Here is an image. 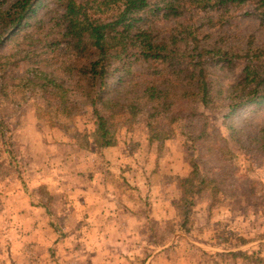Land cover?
Listing matches in <instances>:
<instances>
[{
    "label": "rangeland",
    "instance_id": "obj_1",
    "mask_svg": "<svg viewBox=\"0 0 264 264\" xmlns=\"http://www.w3.org/2000/svg\"><path fill=\"white\" fill-rule=\"evenodd\" d=\"M102 1L76 0L78 4L86 5L91 18L112 19L117 7L106 6ZM16 2L0 0V8L7 9ZM33 2L37 7L26 20L27 24L24 22L20 29L3 35L5 38L0 44V118L6 125V143L0 151L3 162L0 166V264H151L150 261L168 264L165 260L160 263L155 259L157 253H165L169 259L179 256L191 264H264V104L246 103L235 115L228 117L230 109L226 107L241 93L234 88L241 86L239 83L247 65L245 56L255 60L260 49H264V28L260 19L256 15H247L255 4L250 2L239 9L229 7L224 21L213 25L206 23L203 12L195 11L190 17L189 24L196 27L201 23L197 28L199 44L196 50L190 43L187 45L190 55L185 54L182 64L204 61L212 56L198 58L201 48L208 51L213 47L222 48L233 59L239 55L230 67L223 61L217 63L219 55L205 64L204 75L213 82L216 91L213 108L204 107L196 99L182 102L181 120L173 125L175 136L165 141L161 151L156 144L148 142L147 112L154 108L152 103L137 114L130 129L125 124L129 115L117 123L119 145L114 156L121 169L122 187L126 188L128 182L132 191L137 192L139 202L146 199L160 204H154V212L162 210L161 204L165 203L166 197L179 198L180 193L170 178L190 172L193 163L212 180L204 194L195 198L189 231L179 228L181 217L165 225L162 214L157 216L162 220L160 227L155 223L156 217L151 219L150 216L147 221L149 233H157L154 238H149L139 228L136 237L123 232L122 236L115 237L110 233L108 237L105 235L108 229L104 226L98 227V230L103 229L99 237L80 235L70 238L63 233L64 221L57 213L63 212L65 197L68 202L72 200L70 194L67 189L58 194L52 214L38 210L40 205L48 203V198L44 188L39 189L42 191L40 199L37 198L35 188L41 179L31 174L29 168L42 167L47 179L50 170H64L65 152L80 159L84 151L97 148L96 139L89 135L96 129L93 100L97 99L101 105L103 98L111 97L118 102L135 101L142 106L145 103L141 98L142 90L147 79L171 76L167 85L172 88L174 81L179 79L175 74L162 73L165 68L159 67V73L153 67L141 65L134 67L137 72L134 76H127L123 70L108 73L106 83L101 87V80L97 81L82 70L83 65L96 59L95 53H77L71 37L65 36L63 16L67 1ZM185 18H189L188 13L165 20L161 13L150 24L154 40L169 37L177 22H184ZM184 51L182 48L181 52ZM153 72L158 74L153 76ZM45 74L48 79L44 78ZM49 79L70 91L71 101L80 106L75 117L56 111L57 100L51 95L54 89L49 87ZM183 79L180 75V80ZM46 90L48 93L44 92ZM248 91L250 88L245 93ZM202 129L206 130V135L200 137ZM100 161L103 164L111 162L109 159ZM77 208L80 210L82 206L77 205ZM132 208L142 217L149 205L136 203ZM100 222L97 220L92 224L89 221V224L97 228ZM109 227L112 230V226ZM172 229L178 232L165 234ZM127 241L128 245L136 243L145 247L128 252L125 250ZM74 245L77 248L69 252ZM81 246H84L83 251ZM188 246H192L191 251H184L183 247ZM218 248L242 249L254 252L255 256L237 260L231 256L221 258L201 254L202 249ZM26 249L28 253H25ZM257 256H262V261Z\"/></svg>",
    "mask_w": 264,
    "mask_h": 264
},
{
    "label": "trees",
    "instance_id": "obj_2",
    "mask_svg": "<svg viewBox=\"0 0 264 264\" xmlns=\"http://www.w3.org/2000/svg\"><path fill=\"white\" fill-rule=\"evenodd\" d=\"M66 1L63 16L66 20L67 32L65 36L71 37L73 49L77 53L85 54L86 51L91 54L95 53L96 59L83 65L82 70H84V74H90V77L97 81L101 80V87L105 85L108 73L123 70L127 76H134L137 74L134 67L141 65L147 68L153 67L159 73H161L159 67L165 68L162 73L175 74L179 79V81H174V88L170 87V84L167 85L171 76L157 80L147 79L146 86L142 90L141 98L145 99L142 106L135 104V101L122 103L111 97L103 98L101 105L97 99L93 100L92 115L95 119L96 129L89 135L96 139L95 145L99 150L117 146L119 142L116 132L119 129V124H117L119 120L129 115L130 118L125 124L130 129V123L149 103H152L154 108L147 112L148 142L152 145L156 144L159 151L162 150L166 140L175 136L176 130L173 125L181 120L182 102L187 99H196L204 107L213 108L211 105L216 98V91L213 88V82L207 80L204 75L205 64H209L208 60L219 55L216 58L217 63L223 61L224 65L227 64L230 67L235 57L237 58L239 55L233 59V57H229L230 53L222 48L213 47L212 51L201 48L198 58L210 54L212 56L204 61L182 64L181 59L185 57V54L190 55L186 49L187 45L190 43L193 45V50H196L199 44L197 28L201 23L196 27L188 23L195 11L203 12L206 23L213 25L215 22L224 21L223 18L229 13V7L239 9L251 2L255 5L247 15H256L264 28V0H103L104 5L117 7L113 18L107 20L91 18L86 5L78 4L76 0ZM36 7L37 3L33 0H17L7 9L0 8V44L4 41L3 35H7L17 28L20 29L24 22L27 24L26 20L35 12ZM161 13L165 20L183 17L186 13L189 14V18H185L184 22H177L169 37L156 41L150 24ZM182 48H185L184 52H181ZM245 57L247 65L242 73L243 79L239 83L241 86L234 88L237 89L236 91L241 90V93L238 94L237 100L233 99L227 104L226 107L230 109L227 117L235 115L246 103L264 104V49H260V52L255 56L256 62H254V57L249 55ZM157 74L156 72L152 73L153 76ZM180 75L184 76L183 80H180ZM44 78L48 79V74H45ZM158 81H161V84H158ZM48 82L51 84L49 87L54 89L51 91V95L57 100L56 111L67 117H75L79 113L80 106L71 101L70 91L55 84L52 79H49ZM247 88H250V91L245 93ZM44 92L48 93V90ZM150 120H154L155 123ZM156 126H160V128ZM166 126L167 128H165ZM5 131L6 125L0 118V151L6 143ZM203 135H206L205 129L201 130L200 137ZM79 148L86 149L87 147L79 146ZM1 157L0 152V166L3 163ZM170 180L175 183L180 193L177 199L178 216L182 218L181 223L178 224L179 228L188 232L195 198L204 194L212 180L201 171L200 166L196 163L192 164L191 171L187 176H172ZM43 190L48 198V203L44 207L50 212L49 206L53 197L46 189ZM41 191L39 190L40 195ZM174 232L175 229H172L169 234ZM217 256L221 258L231 256L234 259H239L253 257L255 253L236 251L218 253ZM257 259L262 261V256H257Z\"/></svg>",
    "mask_w": 264,
    "mask_h": 264
},
{
    "label": "crops",
    "instance_id": "obj_3",
    "mask_svg": "<svg viewBox=\"0 0 264 264\" xmlns=\"http://www.w3.org/2000/svg\"><path fill=\"white\" fill-rule=\"evenodd\" d=\"M117 146L101 150H99L98 148H91V151H84V154L80 159L68 156L65 152V156L63 158L65 163L62 164L64 170H62L61 168L60 170L55 171L53 169H48V171L50 170L48 172L50 174V177L47 179L45 178V176H47L45 174L46 170L42 167L36 169L29 168V172L31 174L37 176V179H41V182L37 184L39 186L35 188V194L37 198L40 199L39 189L41 188L46 189L48 193L53 197V200L49 206L50 214L53 213H51V210H53V206L55 205L56 200H58V194L63 193V190L66 189L67 193L70 194L72 200L68 202L67 197H65L63 201V203L65 204L63 212H57L61 220L64 221V227L62 226V228L63 233H65L67 237L72 238L80 235L82 237L87 236L89 238L99 237L100 230L103 229L101 228L98 230V227L104 226L108 229L105 233V235L108 237L111 234V236L115 237L122 236V232L128 236L132 235V237H136L139 228L140 232L148 234L147 236H149V238H154L155 234L157 235V233L154 232V234H150V229L148 228L147 224L150 216L151 219H154L156 217L155 219L157 220L155 221V223L158 227H160V221L162 222V220L157 216H161L162 214L164 215L165 225L168 224L167 222H170L175 218H179L177 211L178 198H176L175 200V198L169 199L168 197H166L165 203L161 204L162 210H156L154 212V204L156 206H159L160 204H158L157 202L154 203L147 201L146 199H143V202H139L138 196L135 195L137 192L132 191L133 187H131V185H128V182L126 188L122 187V178H120L119 176L121 169L117 163V158L114 156L118 151ZM107 159H109L111 162H106L105 160ZM100 160L105 161V164H103ZM100 162L102 164H100ZM75 163L77 166H75L74 168L73 165ZM67 164H69L70 166H68ZM188 173L182 174V177L187 176ZM161 183L163 182L161 181ZM175 188L177 189V187ZM20 196L21 194H18V197ZM136 203H143L144 206L149 205V210H147L146 212H142V217L136 215V210L132 208V205ZM77 205H81L82 209L79 210V208H77ZM125 205L128 206V208H126ZM44 206L45 205H40L38 208L41 209L38 210H43L46 212L47 209ZM153 212L155 216L153 215ZM140 217L142 220L140 219ZM97 220L102 222H100L97 228H93L91 224H89V221L94 224V222ZM109 226H112V230H110ZM122 227H125V229H122ZM165 234L168 235L169 232L166 231ZM84 244L85 246H87L86 239ZM134 244L135 245L131 246V244L128 245V241L125 242V250L128 252H132L137 251V249L139 248L144 249L145 247V245L142 244H139V246L136 245V243ZM191 247L192 246L183 247V250H189L190 252ZM75 248L77 247H75L74 245L69 249V252H71ZM80 249L81 251H83L84 246H81ZM24 251L26 253L27 249ZM145 251L147 250L145 249ZM236 251L245 250H221L220 248H218L217 250L202 249L201 254L217 256L218 253ZM157 255V257L155 256V259L160 260V263H163V260H165L168 264H180V261H182L183 264H191V262L185 263V260L182 257L179 258V256H171V258L169 259V257H167L168 255L165 253H157ZM150 262L151 264H153V261ZM81 264H84V262H82ZM192 264L195 263L192 262Z\"/></svg>",
    "mask_w": 264,
    "mask_h": 264
}]
</instances>
